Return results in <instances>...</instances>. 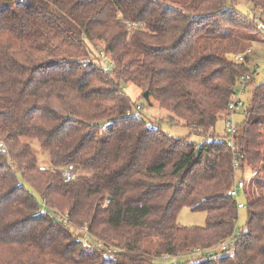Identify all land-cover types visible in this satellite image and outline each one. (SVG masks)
<instances>
[{
	"label": "trees",
	"instance_id": "obj_1",
	"mask_svg": "<svg viewBox=\"0 0 264 264\" xmlns=\"http://www.w3.org/2000/svg\"><path fill=\"white\" fill-rule=\"evenodd\" d=\"M246 1L251 14L237 0H0V264H190L231 236V258L195 264H264V81L251 53L227 57L264 40L254 15L264 0ZM246 75L233 152L216 125ZM129 84L202 141L135 113ZM246 170L260 195L237 232L227 192ZM184 208L205 225H180Z\"/></svg>",
	"mask_w": 264,
	"mask_h": 264
},
{
	"label": "rangeland",
	"instance_id": "obj_2",
	"mask_svg": "<svg viewBox=\"0 0 264 264\" xmlns=\"http://www.w3.org/2000/svg\"><path fill=\"white\" fill-rule=\"evenodd\" d=\"M236 7L239 11L245 14H251L253 9L251 5L246 0H237ZM251 51V70L255 72V68L259 67V70L255 73L254 79L256 82L264 81V40L257 37L255 41H252L249 45V48L246 51ZM228 57V56H227ZM230 58V57H229ZM125 92L132 100L134 106H140L142 108V114L147 120L156 122H161V129L162 131L175 136V137H184L189 135L191 141L200 143L202 141V137L190 133L189 130L182 125L179 121H171L169 120V113L160 109L151 99H147L142 95V92L139 88H137L133 84H129L125 87ZM248 98V94H244L241 96L242 104L245 106L246 101ZM243 110L244 108H239L236 111L234 116L235 124H238L243 119ZM216 132L219 135L224 134V123L220 121L216 125ZM32 148V151L37 157V164L41 169H49L52 166V163L48 157V154L44 152L39 144L36 141H29L28 142ZM254 174L251 173L249 170H246L242 177L245 179V189L241 191L236 198V201L243 205V209L238 210V220L236 224V231H242L245 229L246 225V204L248 201H252L257 198L260 193L258 191L255 192L253 187V181L251 177ZM239 179H242L239 177ZM177 222L183 226H196V227H203L206 223V215L204 212H192L189 209H182L178 216ZM86 227H78L77 232L82 234V239L84 242L89 243L92 241L90 239V235L87 234ZM235 237V236H234ZM86 239V240H85ZM235 241V238H234ZM175 264L176 259H169L166 261H160V264Z\"/></svg>",
	"mask_w": 264,
	"mask_h": 264
},
{
	"label": "built area",
	"instance_id": "obj_3",
	"mask_svg": "<svg viewBox=\"0 0 264 264\" xmlns=\"http://www.w3.org/2000/svg\"><path fill=\"white\" fill-rule=\"evenodd\" d=\"M254 15H255V19H256L257 23H259V28L261 30V33L264 36V11H262L261 9H258ZM250 53H251V51L249 50V51H245L244 53H241V54H230V55H228V58L230 57L229 59L231 61L241 62V61H243V58L246 55H249ZM103 59L106 60V58H104V57H103ZM104 66H105L106 70L110 71L113 67V64L111 62H106L104 64ZM258 70H259V67H256L255 72L253 74H255ZM252 77H253V75L244 76V78L242 79V83L237 88L233 99L228 104L229 114L224 121V133H225V140H226L227 146L233 152H235L237 150V147L235 146V142H234V138H235V134H236V124H235L233 118L236 114V111L239 108H244V105L242 104V101H241V96L244 95L245 86L251 80ZM134 112L140 113V112H142V108L140 106H134ZM233 169L235 172L239 171L238 159H237L236 155L234 156ZM62 174H63V177L65 178V180L67 182H71V181L75 180L76 175H75V171H74L73 166H69V167L65 168L63 170ZM244 181H245L244 177H242V179H238L235 182V184L233 185V187L227 192V196L236 201L237 195L245 189V182ZM236 205H237L238 210L244 208L243 205L241 203H239L238 201H236ZM40 212L45 214V215H49L58 221H61L64 223L68 222V215L66 213H61L57 210H52L50 207H48L43 202L40 203ZM86 233L89 234L88 232H86ZM234 238H235L234 236H231V237L227 238L226 240L222 241L215 248L209 249L205 252H201V251L193 252L187 256V259L190 260V264H195L196 263V261L194 259L195 256H200V255H205L206 257L207 256L208 257L224 256V257L231 258L234 255V251H235ZM90 239L94 240L92 237H90ZM85 243H87V242H85ZM97 247L106 248L108 250V252H111L112 251L111 249H113V248H107L101 243H97ZM169 259H170L169 257H165L163 259V262L166 260H169Z\"/></svg>",
	"mask_w": 264,
	"mask_h": 264
},
{
	"label": "water",
	"instance_id": "obj_4",
	"mask_svg": "<svg viewBox=\"0 0 264 264\" xmlns=\"http://www.w3.org/2000/svg\"><path fill=\"white\" fill-rule=\"evenodd\" d=\"M144 97L147 98V93H144Z\"/></svg>",
	"mask_w": 264,
	"mask_h": 264
}]
</instances>
